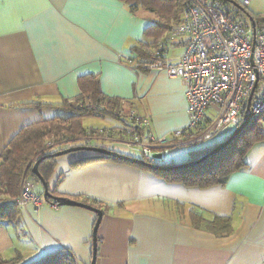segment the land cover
Listing matches in <instances>:
<instances>
[{"label": "crops", "instance_id": "obj_1", "mask_svg": "<svg viewBox=\"0 0 264 264\" xmlns=\"http://www.w3.org/2000/svg\"><path fill=\"white\" fill-rule=\"evenodd\" d=\"M222 1L240 10V0ZM241 11L250 23L264 22V0H250ZM154 19L151 11L130 10L121 0H0V154L26 124L67 116L64 105L80 97L83 76H94L108 100L124 109L119 118L128 110L147 115L157 136L185 128L183 79L145 63L169 30L148 34ZM186 41L180 36L166 42L164 56L171 64L179 61ZM213 114L211 109L207 117ZM89 117L80 120L85 129ZM94 117L95 130L104 133L86 135L87 146L130 150L119 130L127 123L120 126L110 114ZM253 122L260 134L245 152V165L221 184L186 185L111 159L70 169L71 162L99 154L79 150L55 157L48 190L102 210L94 264H264V114ZM226 127L236 126H223L209 141L174 144L165 156L175 147L197 149L224 140ZM175 155L165 162L179 163L182 154ZM27 177L43 196L40 181ZM53 200L43 196L37 208L20 205L13 221L0 224L4 259L28 264L40 250L65 249L78 264H90L96 213L54 207Z\"/></svg>", "mask_w": 264, "mask_h": 264}, {"label": "built area", "instance_id": "obj_2", "mask_svg": "<svg viewBox=\"0 0 264 264\" xmlns=\"http://www.w3.org/2000/svg\"><path fill=\"white\" fill-rule=\"evenodd\" d=\"M249 3L250 0H240V10H236L225 7L222 0L187 2L178 22L164 39L156 42L155 49L147 56L146 66L183 79L188 124L157 136L147 115L126 111L127 124L119 129L123 143L135 149L141 159L163 160L174 144L209 141L223 126H238L250 96L249 111L254 116L264 114V22L254 24L253 36L251 23L241 11ZM180 36H187L185 48L179 61L171 64L164 56V47L166 42ZM211 109L214 114L207 117ZM121 112L119 109L115 114L120 116ZM102 132L95 130L88 136ZM63 141L51 138L44 146L52 147ZM156 152L161 155L159 159L152 157ZM42 200V194L24 176L17 202L37 208ZM51 205L58 204L53 200Z\"/></svg>", "mask_w": 264, "mask_h": 264}, {"label": "trees", "instance_id": "obj_3", "mask_svg": "<svg viewBox=\"0 0 264 264\" xmlns=\"http://www.w3.org/2000/svg\"><path fill=\"white\" fill-rule=\"evenodd\" d=\"M121 1L124 2L130 10L143 8L151 11L155 15V19L148 27L147 33L156 35L173 27L178 22L185 3L193 0ZM79 85L81 89L80 97L77 98L76 101L64 105L65 110L68 111L67 116L52 117L42 119L35 123L26 124L10 139L2 150L0 154V224L8 223L15 219L20 208L17 197L21 179L24 176H29L37 181V177L32 173L31 168L39 158L45 156L38 163L37 167L42 178L46 181L51 174L55 162V157L52 156V154L64 148L51 150V147L44 146L45 140L51 139V136H58L55 140H64L62 144L82 140L80 145H88V140H86L85 137L94 130L85 129L80 122L81 118L87 116H105L107 114L118 118L120 117L115 114V107L113 106L115 103L109 101L100 91L97 79L94 76L80 77ZM31 104L34 105L35 103ZM255 117L258 116L253 115L245 128L240 131L224 149L207 156L203 161L197 164L186 167H175L201 158L217 144L222 142L223 139L216 140L204 148L201 147L192 150L193 152L190 153L187 162L166 163L163 160L146 161V163L153 165L167 166V168L164 169L150 167L147 164L137 165L152 168L154 172L160 173L166 177H171L174 180H180L186 185L204 187L224 183L233 171L239 170L245 165V152L260 134L257 131L255 122H253ZM231 132L232 131H229L226 134L225 139L230 136ZM61 134L62 136H60ZM57 145L54 144L52 147ZM97 159L128 162L110 155L97 154L77 159L71 162L69 166L70 169H75ZM51 196L55 197L52 194ZM216 221L226 223L228 219L217 218ZM16 259L17 258L4 259L0 255V264H13ZM28 264H35V261ZM43 264H78V262L71 252L60 249L45 255Z\"/></svg>", "mask_w": 264, "mask_h": 264}, {"label": "water", "instance_id": "obj_4", "mask_svg": "<svg viewBox=\"0 0 264 264\" xmlns=\"http://www.w3.org/2000/svg\"><path fill=\"white\" fill-rule=\"evenodd\" d=\"M250 21H251V26L253 28L252 35L254 36V24L255 23H254V21L252 19H250ZM250 98H251V96L247 99L245 113H244V116H243V119H242L241 123L232 130L230 136H228L225 140H223L222 142L217 144L211 151H209L206 155L202 156L201 158H198V159H196L194 161H191V162L180 164V165L175 166V167H186V166H189V165L197 164V163L203 161L207 156H209L211 154H215L217 151H219L221 149H224L232 141V139L240 131H242L245 128V126L249 123V121L253 117L252 112L249 111ZM79 150H88V151L97 152V153L103 154V155H110V156H113V157H116V158H119V159H122V160H126L128 162L135 163V164H147L150 167H154V168H162V169L167 168V166H159V165L149 164V163H146V161H144L141 158H134V157L128 156L126 154H122L120 152L111 150V149H107V148H103V147H97V146H87V145L70 146V147L65 148L63 150L55 152L54 154H52V156L56 157V156H59V155H62V154H66V153L74 152V151H79ZM44 157L39 158L33 164L32 168H31L32 173L37 177V179L42 184L44 198L45 199L54 198V200H56L58 205H74V206L84 207V208H87V209L95 212L96 215H97L96 221H95V224H94V227H93V233H92V259H91V262H90V264H94L95 255H96V241H97V239H96V229H97V226H98V224H99V222L101 220L103 212L99 208H96V207L92 206L91 204H88V203H85V202L76 201V200L69 199V198H66V197H61V196L52 197L50 192H49V190H48V186H47L46 181L42 178V176L40 175V173H39V171L37 169L38 163ZM152 157L155 158V159H159L161 157V155H160L159 152H156V153H152Z\"/></svg>", "mask_w": 264, "mask_h": 264}, {"label": "rangeland", "instance_id": "obj_5", "mask_svg": "<svg viewBox=\"0 0 264 264\" xmlns=\"http://www.w3.org/2000/svg\"><path fill=\"white\" fill-rule=\"evenodd\" d=\"M113 106L116 107V108H114L115 111H118L119 109H122L121 107H120V108H117V107H118V104H113ZM116 109H118V110H116ZM122 110H124V109H122ZM124 113H125V112H124ZM89 118H90V119H88V123L86 124V125H88L87 130H90V129H92V128H94L93 130H95L96 127H98V126H96V125L93 124V123H96L97 120H98V118H97V117H94V116H91V117H89ZM256 118H258V117H256ZM90 120H91V122H90ZM117 121L120 123V126H121V125H123V123H127L128 119L125 117V114H123V117L119 118ZM128 124H129V123H128ZM90 127H91V128H90ZM224 129H225V131H226V134H227L229 131H232V130H233L232 127H226V128H224ZM60 136H62V134H61ZM50 138L55 139V138H58V136H51ZM47 140H48V139H47ZM47 140H45V142H46ZM92 141H93V143H95V140H92ZM122 149H123V148H122ZM179 149H181V150H179ZM192 150H195V149H194V148H190V149H189V146H187V147H183V148L175 147V148H173V149L170 151V154H168L167 156H165V158L163 159V161H167V159L169 160L170 157H173V154H176L175 156H178V155L182 154V155H180L181 157H180V160H178V161H179L180 163H182V161H186V162H187V159H188V157L190 156V153L193 152ZM123 151H124L125 154L128 155V156H131V157H134V158H140L139 153H138V152H135L134 150H131V149H130V150H126V149H123ZM174 161H175V163H177L176 160H174Z\"/></svg>", "mask_w": 264, "mask_h": 264}, {"label": "snow or ice", "instance_id": "obj_6", "mask_svg": "<svg viewBox=\"0 0 264 264\" xmlns=\"http://www.w3.org/2000/svg\"><path fill=\"white\" fill-rule=\"evenodd\" d=\"M47 254V250L38 251L37 255L34 257L35 264H43V259Z\"/></svg>", "mask_w": 264, "mask_h": 264}, {"label": "bare ground", "instance_id": "obj_7", "mask_svg": "<svg viewBox=\"0 0 264 264\" xmlns=\"http://www.w3.org/2000/svg\"><path fill=\"white\" fill-rule=\"evenodd\" d=\"M123 138H124V136H123ZM123 141V140H122ZM124 142V141H123Z\"/></svg>", "mask_w": 264, "mask_h": 264}]
</instances>
